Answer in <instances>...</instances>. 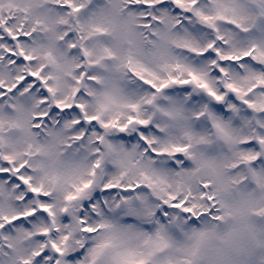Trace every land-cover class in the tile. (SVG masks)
<instances>
[{
  "label": "snow or ice",
  "instance_id": "obj_1",
  "mask_svg": "<svg viewBox=\"0 0 264 264\" xmlns=\"http://www.w3.org/2000/svg\"><path fill=\"white\" fill-rule=\"evenodd\" d=\"M0 264H264V0H0Z\"/></svg>",
  "mask_w": 264,
  "mask_h": 264
}]
</instances>
